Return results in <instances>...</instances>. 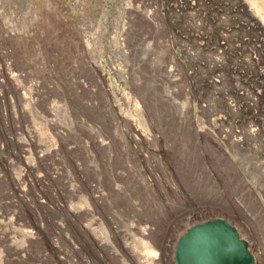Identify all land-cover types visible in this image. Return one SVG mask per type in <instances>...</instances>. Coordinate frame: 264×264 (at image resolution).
Returning a JSON list of instances; mask_svg holds the SVG:
<instances>
[{
    "label": "rangeland",
    "instance_id": "rangeland-1",
    "mask_svg": "<svg viewBox=\"0 0 264 264\" xmlns=\"http://www.w3.org/2000/svg\"><path fill=\"white\" fill-rule=\"evenodd\" d=\"M256 12L245 0H0V264H140L142 242L176 264L178 238L214 218L264 264Z\"/></svg>",
    "mask_w": 264,
    "mask_h": 264
},
{
    "label": "water",
    "instance_id": "water-1",
    "mask_svg": "<svg viewBox=\"0 0 264 264\" xmlns=\"http://www.w3.org/2000/svg\"><path fill=\"white\" fill-rule=\"evenodd\" d=\"M177 264H255L249 243L228 221L214 218L192 225L176 244Z\"/></svg>",
    "mask_w": 264,
    "mask_h": 264
},
{
    "label": "bare ground",
    "instance_id": "bare-ground-1",
    "mask_svg": "<svg viewBox=\"0 0 264 264\" xmlns=\"http://www.w3.org/2000/svg\"><path fill=\"white\" fill-rule=\"evenodd\" d=\"M244 1V0H243ZM245 1H247L248 2V4H249V6H250V8L252 9V8H256V10H257V14H253L254 15V17H258V16H262V14H263V10H264V6H258L257 5V3H256V0H245ZM258 1V0H257ZM263 17V19H264V16H262ZM257 20V19H256ZM263 24H264V22H263ZM106 96V95H105ZM108 98V97H107ZM115 98H116V101H117V103L120 105V100H119V98H117L116 96H115ZM130 99V97H129V95L128 94H125L124 95V101L125 102H128V101H130L129 100ZM109 101V100H108ZM107 101V102H108ZM109 103V102H108ZM110 107V106H109ZM245 131H247V130H245ZM247 133V132H246ZM104 143H102V145H103ZM252 148V147H251ZM69 215V214H68ZM115 224V223H114ZM112 225V224H111ZM84 227V229L85 230H87V229H89V227H91V225L88 227V226H83ZM107 230H105V232H106ZM99 233V232H98ZM101 233V232H100ZM108 233V232H107ZM151 233V230L150 229H145L144 231H143V236H149V234ZM102 234V233H101ZM104 236H105V233L103 234ZM100 236L101 238L102 237H104V236ZM108 236V235H107ZM107 236H105L104 238H106ZM125 236H126V233H123L121 230H120V228L119 229H117V228H112V230H111V236H110V240H111V238L112 239H117L118 237H120V238H123V240L125 239ZM100 238V239H101ZM108 238V237H107ZM179 239V238H178ZM99 240V239H98ZM105 240V239H104ZM109 240V242H111ZM114 240V241H115ZM100 241V240H99ZM98 241V243L96 242V244H98V247L100 248V249H103V248H106V247H108V245H109V242H107V244L106 243H103V242H99ZM105 242V241H104ZM141 242V241H140ZM177 242H178V240H177ZM177 242H176V244H177ZM124 244H125V242H124ZM129 244V243H128ZM142 246H143V248L140 250V252H141V254H139V255H142L141 257L143 258L142 259V262L143 263H141L140 262V264H159L160 262L162 263L163 262V259L162 258H158V254H157V252L155 251V249H154V247H152V246H150V245H147V243H140ZM176 244H175V249H176ZM127 246H129V245H127ZM114 247V246H113ZM249 249H250V245H249ZM135 250V249H134ZM114 251V250H113ZM174 259H175V252H174ZM255 261H256V257H255ZM175 262H176V260H175ZM176 264H177V262H176ZM255 264H257V261H256V263Z\"/></svg>",
    "mask_w": 264,
    "mask_h": 264
}]
</instances>
